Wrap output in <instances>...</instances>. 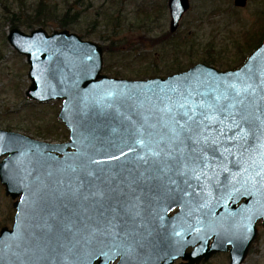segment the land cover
<instances>
[{
    "label": "water",
    "instance_id": "95a60500",
    "mask_svg": "<svg viewBox=\"0 0 264 264\" xmlns=\"http://www.w3.org/2000/svg\"><path fill=\"white\" fill-rule=\"evenodd\" d=\"M233 3L243 8L246 0ZM167 8L172 34L189 0H167ZM7 42L26 59V96L63 99L58 119L70 141L0 130V183L6 196L19 198L11 230H0V264H92L99 254L89 222L107 193L129 185L131 176L140 203L147 179L157 188L193 173L194 185L209 187L213 178L203 174L213 171L214 155L232 156L221 165L246 193L256 186L264 226V40L234 70L197 64L138 81L102 75L101 48L67 31L13 28ZM133 227L142 237V225Z\"/></svg>",
    "mask_w": 264,
    "mask_h": 264
},
{
    "label": "rangeland",
    "instance_id": "374dc122",
    "mask_svg": "<svg viewBox=\"0 0 264 264\" xmlns=\"http://www.w3.org/2000/svg\"><path fill=\"white\" fill-rule=\"evenodd\" d=\"M2 4L20 14L16 28L24 33L39 28L48 34L67 31L104 47L108 52L101 73L131 81L164 78L195 64L219 71L237 69L264 35V0H247L243 8L233 0H189L188 11L172 34L167 0H5L0 4V130L46 143H61L68 137L57 118L61 103L42 105L25 99L28 65L6 40L12 23ZM37 9L45 14L46 27L21 25L22 17ZM65 13H78V18L62 29L60 18ZM12 204L0 184V228H11ZM261 237L242 264H264V231ZM208 264L228 262L219 257Z\"/></svg>",
    "mask_w": 264,
    "mask_h": 264
},
{
    "label": "flooded vegetation",
    "instance_id": "af4514ba",
    "mask_svg": "<svg viewBox=\"0 0 264 264\" xmlns=\"http://www.w3.org/2000/svg\"><path fill=\"white\" fill-rule=\"evenodd\" d=\"M4 1L0 0V4ZM1 8L10 15L11 29L16 28L14 25L19 21L20 14L10 12V7L4 4ZM100 48L103 62V56L108 50ZM26 92L25 99L39 103L27 97ZM55 101L62 104L63 99L50 102ZM69 141L68 132L65 141L50 144L63 145ZM68 151L73 152L71 149ZM230 157L214 155L209 164V170L213 171L203 174L213 178L209 187L207 182L201 185L203 187L194 185L193 173H185L183 178L170 179L167 186L162 187L161 184L157 188L151 187L150 179H147L140 203L139 182L133 185L136 176H131L129 185L119 192L107 193L102 200L106 204L99 205L95 221L89 222L99 254L92 264H167V259H170L169 264H208L219 257L225 258L228 264H242L250 250L262 239L264 226L254 201L256 186L251 189L253 193H246V185L235 184L240 177L230 178L221 165ZM18 200L16 198L13 203ZM14 215L15 209L12 224ZM134 224L142 225V237H139ZM189 256L193 258L192 262ZM133 257L147 258V261L133 262Z\"/></svg>",
    "mask_w": 264,
    "mask_h": 264
},
{
    "label": "trees",
    "instance_id": "16d2710c",
    "mask_svg": "<svg viewBox=\"0 0 264 264\" xmlns=\"http://www.w3.org/2000/svg\"><path fill=\"white\" fill-rule=\"evenodd\" d=\"M43 15H45V14L42 11H40L39 9H37L34 12V14H28V15H25L24 17H22L21 25H23L27 29H33L38 24H41V26L44 27L46 25V22L43 20H46L47 18L45 16L42 17ZM76 18H78V13L72 14V15H69L68 13L63 14V16L60 18V24H59L60 28L65 29L70 24H72L76 20ZM18 22H20V19ZM14 26L16 27L17 25L15 24ZM263 38H264V35H263ZM162 41H165V39L161 40V42ZM262 41H263V39L260 41V43Z\"/></svg>",
    "mask_w": 264,
    "mask_h": 264
}]
</instances>
